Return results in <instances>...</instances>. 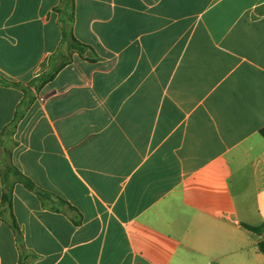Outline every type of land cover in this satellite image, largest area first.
<instances>
[{
    "label": "crops",
    "instance_id": "0c3cea01",
    "mask_svg": "<svg viewBox=\"0 0 264 264\" xmlns=\"http://www.w3.org/2000/svg\"><path fill=\"white\" fill-rule=\"evenodd\" d=\"M263 233L264 0H0V264H264Z\"/></svg>",
    "mask_w": 264,
    "mask_h": 264
},
{
    "label": "trees",
    "instance_id": "16d2710c",
    "mask_svg": "<svg viewBox=\"0 0 264 264\" xmlns=\"http://www.w3.org/2000/svg\"><path fill=\"white\" fill-rule=\"evenodd\" d=\"M70 18H71V16H70ZM70 46L75 47V48H80L82 45L77 40L72 38L70 40ZM3 199L5 201L9 202V200H10V188L5 190V193L3 195ZM245 227H247L248 229L253 230L257 233H260V231H261L260 227H254V226H250V225H245ZM259 248L264 253V240H261L259 242Z\"/></svg>",
    "mask_w": 264,
    "mask_h": 264
},
{
    "label": "water",
    "instance_id": "95a60500",
    "mask_svg": "<svg viewBox=\"0 0 264 264\" xmlns=\"http://www.w3.org/2000/svg\"><path fill=\"white\" fill-rule=\"evenodd\" d=\"M263 236H264V233H263Z\"/></svg>",
    "mask_w": 264,
    "mask_h": 264
}]
</instances>
